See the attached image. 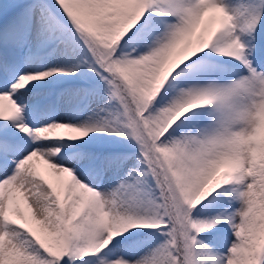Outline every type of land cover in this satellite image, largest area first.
Wrapping results in <instances>:
<instances>
[{
  "label": "snow or ice",
  "instance_id": "snow-or-ice-1",
  "mask_svg": "<svg viewBox=\"0 0 264 264\" xmlns=\"http://www.w3.org/2000/svg\"><path fill=\"white\" fill-rule=\"evenodd\" d=\"M0 264H264V0H0Z\"/></svg>",
  "mask_w": 264,
  "mask_h": 264
}]
</instances>
